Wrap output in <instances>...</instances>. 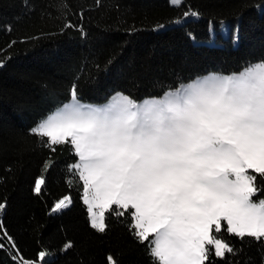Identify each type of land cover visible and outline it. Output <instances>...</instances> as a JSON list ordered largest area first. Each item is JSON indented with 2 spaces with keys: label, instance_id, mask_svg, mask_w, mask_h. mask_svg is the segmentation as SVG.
Returning <instances> with one entry per match:
<instances>
[{
  "label": "trees",
  "instance_id": "obj_1",
  "mask_svg": "<svg viewBox=\"0 0 264 264\" xmlns=\"http://www.w3.org/2000/svg\"><path fill=\"white\" fill-rule=\"evenodd\" d=\"M60 3L0 0V264H22V258L42 264L41 251L52 253L46 257L50 264H110L109 255L118 264H153L148 242H138L129 230L127 212L119 218L106 213L104 233L90 227L83 181L77 170L69 172L78 163L73 146L56 145L53 152L42 143L48 138L30 129L70 101L73 85L86 104H105L117 93L142 101L210 73L230 75L264 61V0H183L179 6L170 0H66V8ZM185 12L200 18L159 30ZM225 22L229 38L222 35ZM211 26L222 45L198 43L211 39ZM45 161L54 164L36 194L33 184ZM67 196L70 207L52 213ZM218 237L239 250L231 264H264V243L224 231ZM66 241L74 246L61 253Z\"/></svg>",
  "mask_w": 264,
  "mask_h": 264
},
{
  "label": "snow or ice",
  "instance_id": "obj_2",
  "mask_svg": "<svg viewBox=\"0 0 264 264\" xmlns=\"http://www.w3.org/2000/svg\"><path fill=\"white\" fill-rule=\"evenodd\" d=\"M238 39L237 28L233 42ZM30 133L47 137L42 143L53 152L70 142L79 162L69 172L77 170L83 181L90 227L104 233L106 213L119 218L127 212L129 230L148 242L153 264H214L210 257L231 264L239 250L213 234L222 232V221L225 233L264 243V199H252L264 192V61L239 73L198 77L139 104L117 93L106 105H85L73 85L70 102ZM53 164L45 161L34 193H41ZM71 203L63 197L52 211ZM4 208L0 202V213ZM73 246L66 241L61 251ZM51 255L41 251L38 260L50 264ZM107 260L118 264L111 255ZM22 264L34 262L22 258Z\"/></svg>",
  "mask_w": 264,
  "mask_h": 264
},
{
  "label": "rangeland",
  "instance_id": "obj_3",
  "mask_svg": "<svg viewBox=\"0 0 264 264\" xmlns=\"http://www.w3.org/2000/svg\"><path fill=\"white\" fill-rule=\"evenodd\" d=\"M200 18V16L198 15V16H193V15H191V14H189L188 16H186L185 18H183V19H181V20H178V21H176V22H174V23H172V24H168V25H164V26H162L161 28H159V30H164V29H167V28H169V27H173V26H180V25H183L184 23H186L189 19H199ZM222 35H223V37H225V38H229L230 37V33H229V27H228V23L227 22H225V23H223V26H222ZM238 41H239V39L236 41V42H234L235 43V45H238ZM198 43H200V44H206V45H209V46H219V45H222L221 43H219L218 41H217V36H216V32H215V29H214V27L213 26H211V39L209 40V41H207V42H198ZM205 76H208V75H205ZM226 76V75H225ZM204 77V76H203ZM196 80V79H195ZM195 80H193V81H195ZM192 82V81H191ZM191 82H189V83H191ZM189 83H186V84H183V85H187V84H189ZM180 88V87H179ZM176 90V89H175ZM175 90H171V91H169V92H167V93H170V92H175ZM122 94V93H121ZM166 94V93H165ZM165 94L163 95V96H161V97H154V98H148V99H145V100H142V101H135V102H137L138 104L139 103H142V102H144V101H151V100H153V99H156V100H159V99H161V98H164L165 97ZM116 95V94H115ZM114 95V96H115ZM124 95V94H123ZM124 96H126V95H124ZM113 97V96H112ZM112 97L109 99V101L107 102V103H105V104H102V105H106V104H108L109 102H110V100L112 99ZM128 97V96H127ZM70 102V101H69ZM68 102V103H69ZM82 103V102H81ZM67 104V103H66ZM83 104H85V105H93V104H86V103H83ZM94 106H101V105H94ZM56 111V110H55ZM54 111V112H55ZM54 112H52V113H54ZM51 113V114H52ZM50 115V114H49ZM48 115V116H49ZM47 116V117H48ZM47 117H45L44 119H46ZM78 162H79V160H78ZM251 171L252 170H249V172H250V174H251ZM256 196V195H255ZM255 196H253V201H255L254 200V198H255ZM67 197H69V196H67ZM130 210V209H129ZM63 211V210H62ZM61 211V212H62ZM52 213H57V212H53L52 211ZM58 213H60V212H58ZM225 223L226 222H224V221H222L221 222V224H222V232H223V227H224V225H225ZM221 232V233H222ZM220 233V234H221ZM214 235H218V234H215V233H213ZM151 239H152V237H150ZM64 251H61V253H63ZM58 255V254H57ZM57 255H55L54 257H56ZM53 257V258H54Z\"/></svg>",
  "mask_w": 264,
  "mask_h": 264
}]
</instances>
